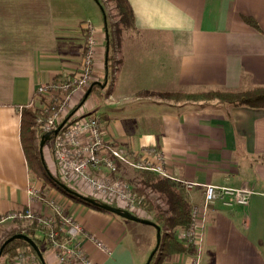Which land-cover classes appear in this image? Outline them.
<instances>
[{
	"label": "crops",
	"instance_id": "obj_1",
	"mask_svg": "<svg viewBox=\"0 0 264 264\" xmlns=\"http://www.w3.org/2000/svg\"><path fill=\"white\" fill-rule=\"evenodd\" d=\"M128 1L134 14L132 30L169 46L177 64L176 88L264 84V0ZM248 17L257 21L259 29ZM91 18L81 0H0V224L18 209L52 213L43 199L46 194L30 191L33 184L42 191L45 186L31 172L23 148L21 109L31 104L41 109L49 96L38 91L39 84L56 81L80 64L89 33L87 21L95 27L96 39L92 82L105 79L106 29L101 31ZM120 41L116 54L121 53ZM121 65L122 58H116L113 76L97 84L105 99L90 102V93L76 109L101 117L107 141L138 152L156 145L171 177L200 183L187 190L194 205L203 200L201 183L253 189L247 205L228 206L221 200L211 204L200 264H264V109L174 103L121 90L117 84ZM85 91L79 88L73 93L70 108ZM45 155L49 165L55 164L50 151ZM47 193L46 199L55 198L85 232L105 243L107 250L81 236L95 264L145 261L142 251L151 249L137 252L127 220L81 205L55 187ZM46 246V252L54 255L47 258L40 248L47 264H75L59 262L56 252ZM160 246L150 264H189L193 252L167 253L166 244Z\"/></svg>",
	"mask_w": 264,
	"mask_h": 264
},
{
	"label": "built area",
	"instance_id": "obj_2",
	"mask_svg": "<svg viewBox=\"0 0 264 264\" xmlns=\"http://www.w3.org/2000/svg\"><path fill=\"white\" fill-rule=\"evenodd\" d=\"M88 30L89 43L82 57L80 68L73 70L74 75L39 84L38 91L49 96V103H44L42 112L37 118L39 128L43 132L53 131L65 120L57 134H53L52 154L55 159V170L59 178L72 189L82 195L91 196L104 203L120 206L134 214L149 218V213L140 205V200L131 184L121 176H114L117 161L132 166L154 170L164 176L171 177L163 166L164 154L152 146L144 152L130 150L105 139V123L99 115L77 114V109L68 108L73 93L85 89L93 79V68L96 57L95 27L92 22L85 24ZM68 104V105H67ZM69 110L64 118L60 113ZM174 178V177H171ZM192 190L198 184L194 180L175 178ZM203 200L192 209V222L187 230L179 233V237L187 239L194 246L189 264H200L205 242V224L211 204L221 200L228 206L247 205L253 193L251 188L233 187L214 183H201ZM31 193L41 196V188L33 184ZM44 199V198H43ZM52 208V213H37L32 209H18L4 216L6 219H20L25 222L36 219L43 228L45 238L51 249L57 254L59 262L71 261L75 264H95L93 257L83 246L81 239L85 235L93 240L97 247L107 250L105 243L94 235L84 231L83 224L75 215L57 202L55 198L44 199ZM13 264H36L34 258L24 248L19 249Z\"/></svg>",
	"mask_w": 264,
	"mask_h": 264
},
{
	"label": "trees",
	"instance_id": "obj_3",
	"mask_svg": "<svg viewBox=\"0 0 264 264\" xmlns=\"http://www.w3.org/2000/svg\"><path fill=\"white\" fill-rule=\"evenodd\" d=\"M113 1L116 3L119 11L122 25L126 28L132 29L135 23L133 9L129 1ZM98 2L103 6V11H106L102 1L98 0ZM246 19L249 23L259 29V25L255 19L250 17ZM104 28L106 29V38H108V42L106 43L107 51H105L106 80L104 79L100 81L101 85H103L110 76V66L114 58V52L111 51V37L107 20L105 21ZM86 37L88 38L87 32ZM97 81L99 80L92 82L94 85L91 91L97 87ZM88 88H86V91ZM140 94L143 96H154L174 103L197 102L200 103V105L205 106L212 102V104L221 106L245 105L264 109V84H253L241 88L206 86L201 88L183 87L176 90L146 89L141 91ZM88 95H83L77 105L70 110L73 111L77 106L80 107ZM41 109L38 104L23 106L21 109V138L28 164L33 175L41 180H51L62 193L69 195L74 199L83 200L88 204L95 205L104 211L110 212L98 204L83 199L80 195L73 194L69 190L72 188L68 184L63 182L60 178L53 176L45 168V162L42 159L43 152L40 145L42 136L45 132L39 130L37 123L38 116L42 114ZM47 141L48 140L45 141L43 146H45ZM123 167H125V165L118 160L117 169L113 172V175L120 176L118 173ZM128 179L130 181L129 183L132 184V189L136 192L138 199L140 200V205L149 213V218L161 226L162 239L163 237H166L167 253H192L194 251V246L188 242L187 239L179 237V232L187 230L192 222V209L194 206L190 200L185 184L175 178L164 176L154 170L143 168H134L133 177ZM62 183L65 184L66 187H64ZM152 191L157 193V197L151 195ZM158 199L162 200L165 205L158 202ZM14 220H17V218ZM19 232H24L31 236L41 249L44 244L49 245L45 238L42 226L38 224L36 219H33L32 221H29L25 227L18 225L12 228L4 238H0V248L8 237ZM38 232H43L44 238L39 236ZM21 248H24L28 254L33 255L32 257L34 258V261H36V264H42V260L32 245L26 239L19 237L11 240L5 245L0 257V264H13L15 256Z\"/></svg>",
	"mask_w": 264,
	"mask_h": 264
},
{
	"label": "rangeland",
	"instance_id": "obj_4",
	"mask_svg": "<svg viewBox=\"0 0 264 264\" xmlns=\"http://www.w3.org/2000/svg\"><path fill=\"white\" fill-rule=\"evenodd\" d=\"M81 1L83 2L84 7L87 9L90 16L92 17L91 20L94 22L95 26L99 27L101 31L103 32H105L104 24H105V21L107 20V25H108V29L110 31V37H111V51L115 53L114 61L111 62L112 64L110 66V75H111L110 77L113 76V73L115 71L114 63L116 62V58L121 57L122 65H121V69H120L118 79H117V84L121 87L120 88L121 90H129V91L132 90L133 93H137V92L143 91L144 89H148V90H176L178 89L176 88V84H175V79L177 76L176 75L177 74V64L171 58L169 46L166 43L161 44L160 42H157L155 40L152 41L151 39L152 37L150 35L145 34V33H139L130 28L124 27L122 25V22L120 21V15H119V11L117 9L116 3L113 0H101L106 11H103V6L100 5L98 0H81ZM87 35H88V38H87L85 50L88 47L90 34L88 33ZM118 37L121 40L118 43V45L120 46L121 53L118 52L116 54V48H117L116 43L117 41H119ZM80 64L76 66V69H79L81 67ZM73 75H74L73 71H69V72L61 74L60 78L57 80L64 79V78H67L68 76H73ZM111 83H112V79H110V83L107 85L106 88H109ZM91 84L92 82L88 86H86V88L91 86ZM86 88L83 90L85 91ZM105 97L106 95L104 93H101L100 87H98L91 92V94L88 97V101L91 102L94 99H97V100L105 99ZM49 102L50 100L44 103L47 104ZM88 103L84 106L89 107ZM192 103H197V102H192ZM211 104L212 102H210L209 105ZM134 105L135 104H133V106ZM69 110L62 109L60 113H62L61 115L63 116V118L65 115H68V113L70 112ZM44 112L43 114L45 115ZM80 113H86V111H81L80 109H78L77 114H80ZM39 130L42 131L40 128ZM50 140L51 139H49L46 142L45 144L46 146H43L42 159L45 162V168L53 176H56L59 178V176L57 175V172L54 171L55 170L54 164L49 165L50 160L48 159V156L46 157L45 155V153L48 155L49 151L52 153L51 151L52 142ZM47 147L49 151H47ZM52 158H54L53 154H52ZM123 165H125V167H123L120 170L118 175L122 176L124 179L130 182L128 178L133 177L134 167L129 166L124 163ZM42 181L45 186V189H43L41 193L46 194V196L44 197V199H46L49 188L55 187L56 189H58V187H56L54 183H52V181L49 179H45V180L43 179ZM151 195L154 197H157L156 192L152 191ZM74 200L80 202L81 205H86L91 208L102 210L101 208L96 207L95 205L88 204L83 200H79V199H74ZM158 202L165 205L164 202L160 199H158ZM111 214H113L114 217H116L117 219L120 218L123 220H127V222H129V228H128L129 237L131 238L132 241L134 239L136 240L135 247H136L137 252L138 251L140 252L141 248L143 250L147 246H148V249H151L149 250V252L142 251V254L146 253L145 255L147 258L145 259V261L142 260L140 264H145L149 255L154 250L157 244L156 228L153 225H149V224L147 225L146 223L145 224L139 223L138 225H136L137 223H134L136 220L128 219V218L122 217L112 212ZM27 224L28 222H25L24 220H20V219H17V220L6 219L4 223L0 224V238H4L8 234V232H10L12 228L18 225L25 227ZM38 235H41V233L38 232ZM134 242L135 241L132 242L133 245H134ZM165 244H166V237H163L160 248L162 249L165 246ZM42 249L44 250L47 258L48 257L51 259L54 258L53 253L46 252V249L48 248L45 244L42 246Z\"/></svg>",
	"mask_w": 264,
	"mask_h": 264
},
{
	"label": "water",
	"instance_id": "obj_5",
	"mask_svg": "<svg viewBox=\"0 0 264 264\" xmlns=\"http://www.w3.org/2000/svg\"><path fill=\"white\" fill-rule=\"evenodd\" d=\"M105 19H106V17H105ZM96 83L100 84V81H97ZM93 85H94V83H92L91 86L86 91V96L92 90ZM64 122H65V120H63L62 123H60L59 126L57 128H55L52 132L49 131V132H45L43 134L42 139H41V144H40L41 148L43 147V145H44L46 140H49L53 136V134H57L59 132V130L62 127V125L64 124ZM62 185L64 187H66L65 184L62 183ZM69 190L73 194L80 195L83 199H85V200H87V201H89L91 203L98 204L102 208H104L106 210H109L112 213L118 214V215H120L122 217H125V218H128V219H133V220H136V221H139V222H143V223H147V224L153 225L156 228V232H157V244H156L154 250L149 255V257H148V259H147L145 264H150L151 263V260H152V258L154 256V254L156 253V251L158 250V248H159V246L161 244V240H162V231H161V226L159 224H157L155 221L151 220L150 218H145V217L138 216V215L134 214L133 212H131L128 209L122 208L120 206H116V205L100 202V201H98L97 199H95V198H93L91 196L82 195L79 192H77L75 190H72V189H69ZM17 237L26 239L32 245V247L35 249V251L37 252L38 256L42 260L43 264H47V262L45 261V258L43 256V253H42L39 245L37 244V242L31 236H29L28 234H26L24 232H19V233L13 234L12 236L8 237L4 241V243L2 244V246L0 248V257L2 255V252H3V249H4L5 245L8 242H10L11 240H13V239H15Z\"/></svg>",
	"mask_w": 264,
	"mask_h": 264
}]
</instances>
